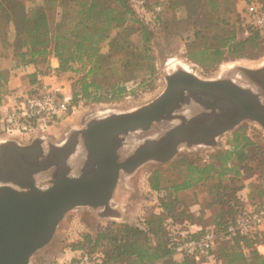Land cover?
I'll return each mask as SVG.
<instances>
[{
  "label": "rangeland",
  "instance_id": "1",
  "mask_svg": "<svg viewBox=\"0 0 264 264\" xmlns=\"http://www.w3.org/2000/svg\"><path fill=\"white\" fill-rule=\"evenodd\" d=\"M19 1L25 6L28 13L34 7L45 5L43 0ZM170 1H130L131 7L139 13V17L136 18L140 21H137L134 16L126 15L128 20L121 29L125 46L123 50L117 52L112 61L113 70L117 67L116 73H120L121 78L127 80L124 83V90L119 95L115 98H110L107 95L105 98L95 100L94 97H99V92H96V95L92 93L89 98L83 99L77 95L80 90V79L85 75H87V82H90L91 78L93 79L91 73L87 74L91 65L85 63L83 66L80 63H74L72 71L59 73L56 71L57 68L54 70L51 68V57L48 61V68L46 63H40L35 67V70L40 75H44V78L39 82L35 81L34 84L45 86L52 91L57 90L56 94L59 96L60 94L73 97L76 95V102H72V111L55 126L47 128L38 135H10L2 130L0 123V143L11 141L20 145H28L34 137H39L47 139L46 141L50 143L58 144L69 133L82 129L83 125L92 118L103 117L110 113L129 112L150 103L165 89L166 74L177 68L192 71L203 79H217L224 76L230 69L236 71L241 67L257 68L264 65V46H261L260 49L244 50L241 55L226 58L214 65L199 66L186 56L187 43L195 38V32H204V36L208 38L214 36L217 26H219L213 21L215 18L220 20V25L226 20L237 25V19L244 14L243 2L221 0L215 14L200 13L198 16L182 17L168 6ZM112 5L117 6L115 3ZM45 10L53 17H56L58 12L56 6L50 8L46 5ZM143 30L148 37L147 41L143 39ZM11 31L10 29L9 37L12 42L13 33ZM143 48L147 49V70H144L143 65L146 61L143 58ZM106 50L107 48L104 47L102 52H106ZM125 62L128 63V67L120 68ZM115 64L117 66L114 68ZM149 67L152 69L150 70ZM18 68L21 67H17L11 49L0 50V106L2 103H10L13 95L25 94L32 88L28 83H32L33 79L28 76L35 73L28 75L26 71H20L22 77L18 79L17 83L9 82L11 75ZM126 87L130 90L126 91ZM89 91L91 92L93 89L90 88ZM157 124H154L153 127H157ZM235 133L253 144L244 150L248 152L249 157L256 155V160L263 158L264 129L255 122L242 121L232 130L221 134L211 146L180 148L168 162H147L132 175L125 177L122 174L120 176L113 202L110 204L113 208L110 215L102 214V216L99 210L84 207L70 210L59 223L51 240L34 253L29 264H71L73 259L79 257L77 252L71 250L73 246L83 242L86 235L95 238L99 232L113 223L134 224L143 228L145 221L162 214L159 207L160 192H155L150 186V180L155 176V173L162 186L171 187L190 180L191 186L188 189L180 190L176 195L183 210L180 218L183 219L180 223L182 227L185 219L190 222L202 218L204 221L203 230L212 229L217 215L226 209L222 205L211 203L208 191L209 186L216 182L215 179H202L195 182L197 170L192 168L203 169L211 164L219 168V165L222 164L221 157L226 152L233 150V135ZM232 164L233 161H230L229 166L231 167ZM263 170V168L254 167L247 172H240L239 176H234V172H231L224 174L221 180L230 188L244 186L239 195L243 198L245 207L263 205L264 183L260 176ZM212 174L213 172L209 171L208 175ZM244 196L247 197V203L244 202ZM195 202L202 207L200 215L192 206V203ZM178 229L184 230L179 227ZM224 245L223 241H219L215 250Z\"/></svg>",
  "mask_w": 264,
  "mask_h": 264
},
{
  "label": "water",
  "instance_id": "2",
  "mask_svg": "<svg viewBox=\"0 0 264 264\" xmlns=\"http://www.w3.org/2000/svg\"><path fill=\"white\" fill-rule=\"evenodd\" d=\"M179 109H187L191 118H182L185 123H174L156 138L150 136L135 154L117 162L116 146L129 143L130 133L148 131L160 121L169 123ZM242 121L264 129V65L230 69L217 79L174 69L165 76L163 92L150 103L132 112L93 118L61 144L39 137L28 145L1 142L0 264H29L76 207L111 211L108 201L121 169L134 171L145 161L168 162L185 143L189 148L211 146L215 137Z\"/></svg>",
  "mask_w": 264,
  "mask_h": 264
},
{
  "label": "trees",
  "instance_id": "3",
  "mask_svg": "<svg viewBox=\"0 0 264 264\" xmlns=\"http://www.w3.org/2000/svg\"><path fill=\"white\" fill-rule=\"evenodd\" d=\"M130 1L133 0H43V7H34L28 13L19 0H0V50L10 48L17 67H37L40 63H46L48 68V61L52 57L58 61L56 71L63 73L72 71L74 63L83 66L89 63L91 68L87 74L91 73L93 79L87 82V75L81 78L77 95L85 99L92 93L96 95L99 92V97H94L95 100L107 95L115 98L124 90V83L127 81L121 78L120 73H116L117 65H114V70L112 66L113 58L125 46L121 29L128 20L126 15L139 17V13L129 4ZM220 1L171 0L168 6L182 17H193L200 13L215 14ZM258 1L264 4V0ZM113 3L117 6H113ZM46 5L58 8L56 17L46 12ZM213 21L219 25L217 34L208 38L204 36V32L197 31L195 38L187 43V58L199 66L214 65L226 58L239 56L244 50L264 46V37L244 20L238 19L237 25L228 20L221 25L220 20L215 18ZM10 29L13 33L12 42L9 37ZM142 36L147 41L144 30ZM104 47L107 48L106 52H102ZM146 52L147 49L143 48V58L146 60L144 70H147ZM126 67L127 62L120 66ZM34 82L33 79V85ZM90 88L93 91L90 92ZM129 90L126 87V91ZM75 96H72L73 103L76 102ZM250 145L253 144L235 133L233 150L221 157L222 164L219 168L213 164L203 169L192 168L197 170L195 182L202 179L216 181L209 186L211 203L222 205L226 209L214 220L213 226L218 230L223 228L227 219L245 207L243 198L239 195L244 186L230 188L221 180L223 175L234 172V176H239L240 172H247L254 167L264 169V151L263 158L256 160V155L249 157L248 152L244 151ZM230 161H233L231 167ZM209 171L213 172L210 176ZM260 176L264 183V170ZM150 186L155 192H160L159 207L162 214L145 221L143 228L140 225L113 223L95 238L84 236L83 242L71 249L79 254L71 264H78L83 259L99 260L101 264H202L189 257L176 259L166 230L170 225H178L183 221L180 219L183 210L176 195L180 190L191 186L190 180L167 187L160 184L155 173ZM184 221L187 222L186 219ZM203 232L205 230L201 231ZM224 243V246L213 251L214 258L210 264H264V254L253 250L252 240L237 237ZM246 250L251 255L250 260L246 258Z\"/></svg>",
  "mask_w": 264,
  "mask_h": 264
},
{
  "label": "built area",
  "instance_id": "4",
  "mask_svg": "<svg viewBox=\"0 0 264 264\" xmlns=\"http://www.w3.org/2000/svg\"><path fill=\"white\" fill-rule=\"evenodd\" d=\"M244 14L240 20L250 24L264 37V4L258 0H244ZM237 19V20H238ZM56 91L35 84L25 94H15L12 102L0 106L2 130L13 135H38L66 118L73 109L72 96L56 94ZM264 226V204L244 207L242 211L226 220L222 229L214 226L193 236L170 225L166 230L170 236V246L174 257H189L195 262L207 264L214 258L213 251L219 241L234 238H248L253 248L261 242ZM246 258L251 259L246 250ZM78 264H101L99 260H81Z\"/></svg>",
  "mask_w": 264,
  "mask_h": 264
},
{
  "label": "flooded vegetation",
  "instance_id": "5",
  "mask_svg": "<svg viewBox=\"0 0 264 264\" xmlns=\"http://www.w3.org/2000/svg\"><path fill=\"white\" fill-rule=\"evenodd\" d=\"M141 108V107H140ZM140 108H138V109H140ZM183 108H185V107H183ZM187 108V107H186ZM138 109H135V110H138ZM135 110H132V111H135ZM132 111H129V112H132ZM110 114H112V113H110ZM110 114H108V115H110ZM107 116V115H106ZM174 120H171V121H169V123L168 122H166V121H160L156 126L157 127H153L152 126V128L151 129H149L148 131H135V132H132V133H130V135H129V140H130V142L129 143H126L125 141L123 142V144H121V145H118V146H116L117 147V151H116V160H117V162H124L125 160H127L131 155H133V154H135V152L136 151H138L139 150V147H141L144 143L146 144L147 143V138H149L150 136H155V138L158 136V135H161V134H163V133H165V132H167L172 126L171 125H174V123H176V124H182V123H185L183 120H181L182 118L183 119H186V120H188L189 118H191V114H190V112L187 110V109H179L178 111H175L174 112ZM104 117V116H103ZM96 119L97 118H101V117H95ZM93 119V118H92ZM89 121V120H88ZM87 121V122H88ZM87 122L85 123V124H87ZM85 124L83 125V127H82V129L85 127ZM153 129V130H152ZM214 131H216V130H214ZM148 136V137H147ZM219 136H221V135H218L217 137H213L214 138V141H216L217 140V138L219 137ZM67 138V137H66ZM65 138V139H66ZM213 138H209L207 141L208 142H211L212 140H210V139H213ZM44 139V138H43ZM64 139V140H65ZM63 140V141H64ZM43 141H45V140H43ZM62 141V142H63ZM58 144H61V142L60 143H58ZM186 145V146H185ZM145 146V145H144ZM109 147V149L110 150H113V146L112 145H109L108 146ZM182 148H185V149H188L189 147H187V143H185L184 144V146L182 147ZM81 149H82V151L84 152V154H85V146L84 145H82L81 146ZM78 150H79V148H77V150H76V153H75V155L74 156H76V157H74V159H77V156H78ZM85 156V155H84ZM147 163V161H145L144 163H142L139 167H137L134 171H130L129 169H121L120 170V172H119V178H118V181H117V185H118V183H119V181H120V176L123 174L125 177H127V176H130V175H132L135 171H137V169L138 168H140L141 166H143L144 164H146ZM50 183H52V181H50ZM117 185H116V187H117ZM116 187H115V190L113 191V194H112V196H111V199L108 201V205L111 207V202H113V196L115 195V192H116ZM80 207H84V208H89V209H93V208H91V207H89V206H80ZM100 209V208H99ZM98 208L97 209H95V210H99ZM102 210V209H101ZM101 213V215L103 214V215H107V214H111L112 213V210L110 211V210H107V211H105V210H102V212H100ZM102 215V216H103Z\"/></svg>",
  "mask_w": 264,
  "mask_h": 264
},
{
  "label": "crops",
  "instance_id": "6",
  "mask_svg": "<svg viewBox=\"0 0 264 264\" xmlns=\"http://www.w3.org/2000/svg\"><path fill=\"white\" fill-rule=\"evenodd\" d=\"M239 2H243L244 0H239ZM50 66L51 68L54 70L58 67V61L55 58H52L50 60ZM20 71H26V73L29 75L31 73H35L33 75H29L28 77L33 78L35 81H40L41 79L44 78V75H40V73H38L35 70V66L33 65H26L24 67L18 68L12 75L11 78L9 79L10 83L16 84L18 79H20L22 77V74ZM27 77V76H26ZM30 87H32V83H28ZM14 96V95H13ZM11 97V102H12V98ZM10 102V103H11ZM244 202L247 203V197L244 196ZM248 205V204H247ZM192 206L194 209H196L197 214L200 215V211L202 212V207L201 205L195 203H192ZM247 207V206H246ZM182 224H178L177 226H179V228L184 229L182 231H186L190 234H193L194 236H197L198 234L201 233V231L204 229V221L202 220V218H198L195 219V221H190V222H186L184 221L183 223V227L181 226ZM213 226V225H212ZM262 239L261 242L257 245V247L253 248V250L257 251L260 254H264V226L262 228ZM226 242V241H223ZM176 259H179L178 257H175ZM213 259L209 260L210 262H212ZM210 262H207V264H210Z\"/></svg>",
  "mask_w": 264,
  "mask_h": 264
},
{
  "label": "bare ground",
  "instance_id": "7",
  "mask_svg": "<svg viewBox=\"0 0 264 264\" xmlns=\"http://www.w3.org/2000/svg\"><path fill=\"white\" fill-rule=\"evenodd\" d=\"M178 69V68H177ZM179 69H181V68H179ZM184 70V69H183ZM186 71V70H185ZM74 157H76V156H73L72 158H71V160H73L74 161Z\"/></svg>",
  "mask_w": 264,
  "mask_h": 264
}]
</instances>
